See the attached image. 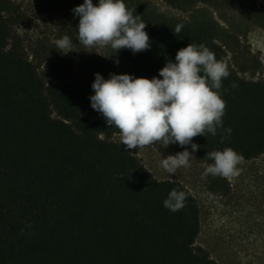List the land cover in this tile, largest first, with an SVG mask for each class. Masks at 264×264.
<instances>
[{
	"label": "trees",
	"instance_id": "1",
	"mask_svg": "<svg viewBox=\"0 0 264 264\" xmlns=\"http://www.w3.org/2000/svg\"><path fill=\"white\" fill-rule=\"evenodd\" d=\"M37 1L69 8L70 50L39 41L30 61L14 33L19 10L0 0V264H218L195 244L191 192L155 179L112 137L131 121L171 158L219 167L261 157L264 80L241 76H255L259 58L199 11L178 20L145 0ZM162 1L196 10L219 0ZM250 13L264 29V0ZM94 39L109 43L90 51ZM110 76L121 111L87 119ZM206 187L230 191L219 175Z\"/></svg>",
	"mask_w": 264,
	"mask_h": 264
},
{
	"label": "rangeland",
	"instance_id": "2",
	"mask_svg": "<svg viewBox=\"0 0 264 264\" xmlns=\"http://www.w3.org/2000/svg\"><path fill=\"white\" fill-rule=\"evenodd\" d=\"M12 1L19 10L14 33L30 55V61H33L31 53L39 41L48 40L64 51L70 50L64 42L66 28L72 19L68 7L37 0ZM145 1L169 18L190 20L195 11L211 17L222 28L238 35L240 43L259 58L258 73L253 77L241 76L264 80V29L253 22L250 5L254 0H219L214 5L197 4L196 10L176 9L162 0ZM108 43L109 39H94L89 50H101ZM99 82L103 87L102 104L84 113L92 121L108 120L116 111H121L125 103L116 76L103 77ZM52 116L56 117L54 112ZM112 139L127 144L155 179L178 181L191 192L199 207L200 231L196 246L204 248L218 264H264V155L252 161L234 160L219 167L210 166L192 155L171 158L160 153L131 121H127ZM212 175L228 180L230 191L227 195L217 196L207 189L206 181Z\"/></svg>",
	"mask_w": 264,
	"mask_h": 264
}]
</instances>
